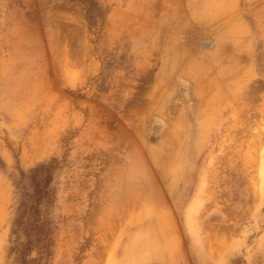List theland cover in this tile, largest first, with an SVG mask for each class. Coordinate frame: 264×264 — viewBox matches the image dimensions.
Returning <instances> with one entry per match:
<instances>
[{
  "label": "rangeland",
  "instance_id": "374dc122",
  "mask_svg": "<svg viewBox=\"0 0 264 264\" xmlns=\"http://www.w3.org/2000/svg\"><path fill=\"white\" fill-rule=\"evenodd\" d=\"M0 264H264V0H0Z\"/></svg>",
  "mask_w": 264,
  "mask_h": 264
}]
</instances>
